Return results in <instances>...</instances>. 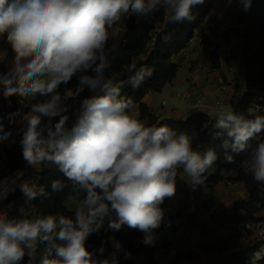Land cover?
Masks as SVG:
<instances>
[{
	"label": "clouds",
	"instance_id": "clouds-1",
	"mask_svg": "<svg viewBox=\"0 0 264 264\" xmlns=\"http://www.w3.org/2000/svg\"><path fill=\"white\" fill-rule=\"evenodd\" d=\"M204 2L0 0V40L12 52L7 71L0 72V93L28 102L19 140L25 168L0 179V205L17 190L26 202L65 193L73 205L71 215H30L22 207L12 215L0 206V264H34L40 245L39 264H117L114 255L101 260L87 247L105 221L112 230L126 225L143 232V243L152 245L165 216L161 205L175 196L178 174L187 175L193 190L205 183L220 159L215 147L200 151L187 131L138 118L132 97L122 95L126 85L139 88L152 68L133 65V74L119 81L107 74L120 54L109 40L122 19H152L163 10L167 22L178 23L194 19L192 8ZM238 2L244 11L251 8L252 0ZM18 115L10 114L9 121ZM214 127L223 138V163L235 164L246 154L241 166L264 184V115L220 111ZM12 135L0 120V144ZM46 165L63 177L51 180V192L25 173ZM98 251L102 254L103 246ZM261 258L264 247L253 253L252 264Z\"/></svg>",
	"mask_w": 264,
	"mask_h": 264
},
{
	"label": "trees",
	"instance_id": "trees-1",
	"mask_svg": "<svg viewBox=\"0 0 264 264\" xmlns=\"http://www.w3.org/2000/svg\"><path fill=\"white\" fill-rule=\"evenodd\" d=\"M217 0H205L203 4L196 5L192 8V14L195 17L192 20H183L178 23L167 22L165 13L160 10L152 18L158 26L149 23V18H143L140 22L137 17H133L126 25V30L122 40L118 43L120 54L113 61L112 68L107 70V74L114 80H126L132 75L129 72L131 66H149L152 68V76L147 78L141 86L135 90L131 85H126L122 90V95L131 96L133 105H138V118L148 117L151 123L166 124L171 128L187 131L192 137L196 135V142L201 145H210L215 147L217 153L223 158L224 150L220 148L222 137L217 138L215 129V118H209L204 114H194L185 121L158 120L152 115L147 106L142 102L146 92H160L162 88L171 83L177 74L178 66L172 62V57L184 50L189 40L193 37L194 32L200 28L206 17L211 12ZM247 26L243 32L240 43L243 78L242 86H235L236 98L231 102V111L237 114H243L246 118H254L250 113L253 105H264V0H253L251 8L245 14ZM168 38L165 40L164 37ZM109 43V45H111ZM212 66L217 68L216 50L211 56ZM74 79L70 85L74 86ZM243 92L240 93V90ZM83 95H89L85 92ZM17 95L9 99L13 104ZM35 102V101H33ZM75 103V102H73ZM14 108L8 112L0 110V120L4 124V131H9L12 123L9 121V115ZM22 131L19 133L21 139ZM261 139L257 137L252 141L253 146ZM5 144L2 143L0 146ZM5 167L0 170V179L14 175L16 170L24 169L25 164L22 161L20 144L4 149ZM238 158V157H237ZM240 160L242 158H239ZM239 160V161H240ZM238 169V179L243 183L248 194V199L244 202L234 204L232 213L218 219L220 227L225 225L236 226L246 223H257L255 215L264 213V184H257L248 170ZM26 178L30 182L43 184L46 191L51 192L50 182L52 179L63 178L52 165H46L45 168L25 169ZM221 181L218 176L208 174L205 185H216ZM67 191V190H65ZM65 193H51L49 198L39 197L34 202H26L20 192L9 193L7 198L2 202L5 208H9L12 215L17 214L21 207L30 215L37 213L48 214L60 212L64 215H71L64 206ZM143 232L122 226L118 231L108 227L105 221L104 226L98 233H94L87 241V247L94 252L98 259H105L108 256H115L117 264H132L140 254L149 255L151 249L142 244ZM119 244L120 251H117L113 244ZM103 246L104 252L101 254L98 250ZM44 245H40L37 253V260L34 264H39L40 255L43 253ZM204 252L215 253L218 256L209 259L206 264H245L253 253L258 250L257 246L246 248L238 252H230L228 241H218L212 245L204 247ZM229 253L228 255H223ZM192 257L190 258V260ZM170 264H178L174 259Z\"/></svg>",
	"mask_w": 264,
	"mask_h": 264
},
{
	"label": "crops",
	"instance_id": "crops-1",
	"mask_svg": "<svg viewBox=\"0 0 264 264\" xmlns=\"http://www.w3.org/2000/svg\"><path fill=\"white\" fill-rule=\"evenodd\" d=\"M240 8L241 5L238 0L216 1L203 24L195 31L196 42L190 46L189 61L187 60L179 65L177 64L178 71L175 79L171 83L166 84L161 90H165L168 85L175 87L186 86L188 90L182 94H190L191 99L187 101L177 99L183 104V108L187 113L192 112L191 116L194 114L209 116V109L212 108L214 99L219 93V86L229 85L230 88L233 87L234 89L239 80L243 78L240 43L247 23L244 15L241 23H235V17ZM226 18L229 21H226ZM123 21L122 19L119 25ZM198 39H201V44H198ZM214 50H216L217 54L218 67L210 79H206L200 71L190 69V62L203 65L212 63L210 58ZM0 59L3 61V66H0V72H6L12 60V52L8 44L3 42V40H0ZM173 63L176 64L175 61ZM161 91L157 93L148 90L146 92L142 102L147 106L149 112L158 120L185 121L181 120L183 118V109L164 111L167 107L166 103L164 107L160 105L164 101H161L160 104L155 103L156 95L161 93ZM234 97L235 91L230 92L226 101L227 107L225 111H231V102L234 100ZM12 108H14L12 102L4 98L2 93H0V110L8 112ZM132 112L137 117L139 116L138 105H133ZM9 131L13 133L10 141L0 146V170L5 167L6 158L4 149L10 148L11 142L19 139V130L11 128ZM192 138L193 142H196L195 134ZM208 147L211 146L206 145V148ZM219 163H223V161L219 160L218 165ZM181 174L184 173L180 172L178 174L175 196L166 199L161 205L164 210L169 207L172 214H174H170L166 218L164 217V220L170 221L172 226L157 229V239L152 245L143 243V234L142 244L150 248L151 253L149 255L143 253L138 255L132 264H167L164 262L162 256L169 249L176 251V256L173 260L176 259L178 264H206L209 259L217 257L218 255L204 252V247L218 241H228L230 246L229 253L244 250V248H235L237 246L234 238L236 228L231 225L220 227L217 223L218 219L233 214L232 209L234 204L240 202L236 193L245 188L243 183L238 179V170L209 169V174L218 176L221 178V181L216 185L203 184L195 190L189 185L193 194L187 196L186 202H182L181 200V194L183 193V188L179 180ZM185 177L188 180L187 175ZM234 184L237 187H233ZM196 193L199 194L200 201L196 199L194 195ZM217 196L218 200L214 199ZM191 197L193 200H190ZM212 200H217V202L211 208H208L207 204ZM191 204L193 205L190 206ZM211 209H213V214H209L208 212ZM201 212L202 215H200ZM204 219H207V223L209 224H204ZM171 228L173 230L165 232ZM113 247L117 251H120V246L117 248L115 243ZM229 253H224L223 255L225 256ZM112 257L108 256V259ZM191 257L192 259L190 260Z\"/></svg>",
	"mask_w": 264,
	"mask_h": 264
},
{
	"label": "built area",
	"instance_id": "built-area-1",
	"mask_svg": "<svg viewBox=\"0 0 264 264\" xmlns=\"http://www.w3.org/2000/svg\"><path fill=\"white\" fill-rule=\"evenodd\" d=\"M253 1V0H252ZM247 11H244V14H246ZM165 19H166V15H165ZM167 20V19H166ZM226 21H229L228 18H226ZM193 42H196V38L193 37L189 40V43L187 45V47L182 50L181 52H179L178 54H176L175 56L172 57V62L175 61L176 65L182 63L183 61H189L190 59V46ZM198 44H201V39L197 40ZM190 69L193 70H197L200 71L206 79H210L214 73L216 68H214L212 66V63H210L209 65H203V64H199V63H192L190 62ZM0 66H3V61L0 59ZM218 95L215 97L214 99V104L212 106V108L209 109V118L211 117H216L217 113L220 111H225L226 107H227V98L230 95V92H234L233 87L230 88V86H225V85H220L218 88ZM176 98H178L181 101H187L191 99V95L186 93V94H176L175 95ZM22 98L20 96H16L13 107H14V111L12 113H20L21 115H18L15 117V120L12 123L11 128L12 129H17L19 130V133L21 132V128H22V114L26 113L28 111V104L26 103V101H24L23 103H21ZM161 107L165 106V102H162ZM250 113L253 116H257V115H264V105H253ZM10 128V129H11ZM15 145H19V139L15 141V143L11 142V147L15 146ZM193 147L195 149H198L200 151H204L206 150V145H201L197 142H193ZM233 187H237L236 184L233 185ZM236 196L239 198L240 202H244L248 199V194L246 192V190H239L236 193ZM190 200H193V198L191 197ZM209 214H213V209L208 211ZM172 224L170 221L167 220H163L161 227L162 228H168L171 227ZM237 229V234L246 236L247 234L250 233H254V235H257L258 238L260 237L261 241L264 242V235H262V233H264V231H258L257 233L255 232V229L259 230L258 225L256 223H246V224H240V225H236L234 226ZM256 236V237H257ZM264 247V244L260 245L258 247V249ZM176 256V251L173 249H169L163 256V260L165 263L170 264L173 261V258ZM193 263V262H192ZM245 264H252V257L247 260L245 262ZM257 264H264V258H261Z\"/></svg>",
	"mask_w": 264,
	"mask_h": 264
},
{
	"label": "rangeland",
	"instance_id": "rangeland-1",
	"mask_svg": "<svg viewBox=\"0 0 264 264\" xmlns=\"http://www.w3.org/2000/svg\"><path fill=\"white\" fill-rule=\"evenodd\" d=\"M243 15L245 16L244 10H243V8L241 6L240 10L237 12L236 17H235V23L236 24L241 23V20L243 19ZM133 17H135V15H133L130 19L125 18L124 21L121 23V25L117 26L118 31H117V35H116V37L114 39L115 42L119 43L122 40V38L124 36V33H125V30H126V25ZM137 19H139L140 22L144 20L143 18H137ZM149 23L153 24L156 27L158 26V24L155 21H153L152 19L149 20ZM194 37H195V32H194ZM111 42H113V40H109V43H111ZM193 43H195V42H193ZM211 56H212V54H211ZM237 84L242 86V79H240ZM187 90L188 89H187L186 86L175 87L173 85H168L165 88V90L161 91V93L156 95L155 103L160 104L161 101H164L166 103V105H167V107L165 108L164 111L172 110V109H175V110L183 109V116H182L183 118L181 120H186L187 118H189L191 116L192 112L187 113L185 111V109L183 108L184 107L183 104L177 98H175V94H177V93L178 94H182V93L186 92ZM234 91H235V87H234ZM242 92H243V89L240 90V93H242ZM236 96H237V94L235 93V97L234 98H236ZM26 103L28 104L27 101H26ZM156 108H154V110H156ZM245 156H246V154H242V156H239V158L243 159ZM219 157H220V155H219ZM219 160L223 161V158L220 157ZM219 160L213 166L212 170H230V169L238 170V169H243L244 168L243 166H241V160L237 159V158H236V163L235 164L219 163V165H218ZM36 168H38V166ZM244 170H247V169H244ZM185 175L186 174H181L180 175V179H179L180 183H181V186L183 188V193L181 194L182 202H184V201L186 202L187 196H189L190 194H193L189 184L185 181V180H187ZM209 192H211V190H209ZM194 195L196 196V199L198 201L201 200L198 193H196ZM214 199L218 200V196L216 198H214ZM217 200H212V201L208 202V204H207L208 208H211L213 205H215ZM192 205L193 204H191L190 206H192ZM64 206L66 207V209L68 211L72 212L73 205L66 198L64 199ZM164 211H165V216H164L165 218L168 217L170 214L174 215V214H172V212H171L169 207H167ZM200 215H202V212H201ZM254 218H255V220H260V222L256 223L258 225L259 230L255 229V232L257 233L258 231H262V230L264 231V213L261 212V213L255 215ZM207 222H208V220L204 219V224H209ZM170 230H173V229L171 228V229H169V230H167L165 232H168ZM235 231H236V234H235L234 238L236 240L235 243L237 244V246L235 248H244V249H246V248H252L254 246L259 247L260 245L264 244V242L261 241L260 237L258 238V236L254 235V233H250V234H247L246 236H243V235L237 234V229H235ZM262 235H264V233H262Z\"/></svg>",
	"mask_w": 264,
	"mask_h": 264
}]
</instances>
